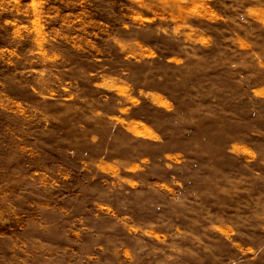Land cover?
<instances>
[{"label":"rangeland","instance_id":"1","mask_svg":"<svg viewBox=\"0 0 264 264\" xmlns=\"http://www.w3.org/2000/svg\"><path fill=\"white\" fill-rule=\"evenodd\" d=\"M0 264H264V0H0Z\"/></svg>","mask_w":264,"mask_h":264}]
</instances>
